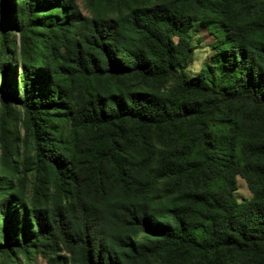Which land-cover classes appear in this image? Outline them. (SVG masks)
<instances>
[{
  "label": "trees",
  "instance_id": "16d2710c",
  "mask_svg": "<svg viewBox=\"0 0 264 264\" xmlns=\"http://www.w3.org/2000/svg\"><path fill=\"white\" fill-rule=\"evenodd\" d=\"M81 2L0 0V264H264V0Z\"/></svg>",
  "mask_w": 264,
  "mask_h": 264
},
{
  "label": "rangeland",
  "instance_id": "374dc122",
  "mask_svg": "<svg viewBox=\"0 0 264 264\" xmlns=\"http://www.w3.org/2000/svg\"><path fill=\"white\" fill-rule=\"evenodd\" d=\"M81 9L85 12L81 0H78ZM213 36L203 27L194 25L191 31V42L193 50L185 67L181 70L185 77H190L199 73L203 68L206 69L205 75L217 76L220 73V60L215 56V52L210 43ZM238 187L236 194L239 197L250 194L243 178L237 177ZM31 264H46L45 260L37 256Z\"/></svg>",
  "mask_w": 264,
  "mask_h": 264
}]
</instances>
